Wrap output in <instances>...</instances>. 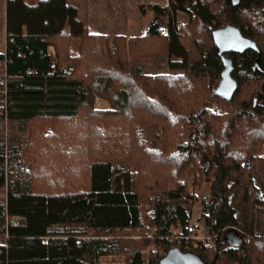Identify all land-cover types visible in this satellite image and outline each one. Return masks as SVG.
Listing matches in <instances>:
<instances>
[{"label":"trees","instance_id":"1","mask_svg":"<svg viewBox=\"0 0 264 264\" xmlns=\"http://www.w3.org/2000/svg\"><path fill=\"white\" fill-rule=\"evenodd\" d=\"M232 1L154 3L146 32L130 37L90 33L88 0L5 1L0 264H96L117 250L101 236L118 232L141 236L127 242L135 245L127 264H160L151 245L192 251L207 264H264L256 234L264 195L255 183L256 168L264 173V0ZM179 12L187 23L176 24ZM227 24L257 48L225 54L237 82L230 99L213 94L223 63L212 30ZM160 55L178 73L131 69L132 59ZM96 95L109 108H94ZM4 119L28 126L23 147L7 148ZM188 180L209 186L210 246L187 238L196 201ZM58 224L84 225L91 237L53 231ZM233 226L244 229L240 245L224 238Z\"/></svg>","mask_w":264,"mask_h":264},{"label":"rangeland","instance_id":"2","mask_svg":"<svg viewBox=\"0 0 264 264\" xmlns=\"http://www.w3.org/2000/svg\"><path fill=\"white\" fill-rule=\"evenodd\" d=\"M167 0H160L159 5L165 6ZM143 2V1H141ZM163 3V4H162ZM151 6V5H150ZM152 11V10H151ZM153 14V12H152ZM4 18H5V0H0V51L3 49L4 45ZM154 18V14L152 20ZM148 18H145L147 20ZM176 24H185L189 21V17L186 13L179 12L175 17ZM165 22L166 18L158 19V23L160 24L159 27L161 30L165 31ZM88 23V18H87ZM88 25V24H87ZM148 28V27H147ZM147 30V29H146ZM113 36V35H112ZM79 43V39H78ZM78 43L73 44V51H77ZM55 56V52H54ZM56 59V58H55ZM171 58H168L167 55H160L159 57H151V58H140V59H132L131 60V69L132 70H139L142 74L147 75H157V74H173L178 73V71H172L168 68V62ZM95 98H98L100 101V105H96ZM257 101L264 103V88L260 91V95ZM94 108L97 109H107L109 108L108 102L101 98L100 96H94ZM4 121V132H3V140L7 145L8 149H12L13 147L21 148L25 145L28 135V126L22 128L19 126L18 123H10L7 120ZM153 140V135L150 136ZM262 155H264V147L262 150ZM187 183H190L187 187L188 194H194L196 197V201L193 205L191 216L189 220V227H190V237H188L192 244L196 246L197 241H201L203 246H210L213 244V237L215 234L210 233L206 223H205V214L203 210V200H207L209 196V186L207 183H203L199 187H195L191 185V181L188 180ZM255 183L256 186L260 189L261 193L264 195V173L260 168H256L255 170ZM5 188L0 190V201H2L5 197ZM256 218H257V228L256 234L260 236H264V208L257 209L256 211ZM228 228H224L223 232ZM235 230L244 233L243 227H231ZM52 230L55 232H84L88 237H91V231L86 230L84 225H74V224H58L52 227ZM176 234L174 237L177 240H182L181 236L178 235V231L174 232ZM213 234V235H212ZM106 238L107 240L114 241L117 250L113 254L101 256L95 259L96 264H127L129 254L133 251L134 244L131 243L128 245L127 242H131L134 239L141 238L140 235H136L133 233H114L107 236H101ZM226 247V243L223 244ZM149 250L155 251L156 249L159 250V253L165 255L163 248L155 247L151 245L148 247Z\"/></svg>","mask_w":264,"mask_h":264},{"label":"crops","instance_id":"3","mask_svg":"<svg viewBox=\"0 0 264 264\" xmlns=\"http://www.w3.org/2000/svg\"><path fill=\"white\" fill-rule=\"evenodd\" d=\"M154 3L161 4L160 0H88V30L92 34L109 36H141L152 21L150 5ZM5 21L6 17L3 26L4 45L0 53L5 49ZM74 43H78V39H73L72 49Z\"/></svg>","mask_w":264,"mask_h":264},{"label":"water","instance_id":"4","mask_svg":"<svg viewBox=\"0 0 264 264\" xmlns=\"http://www.w3.org/2000/svg\"><path fill=\"white\" fill-rule=\"evenodd\" d=\"M239 0H233L232 4L237 5ZM212 38L218 52L221 55L223 70L220 80L213 92L214 95L230 99L237 89V82L232 77V61L225 54L229 52L243 53L248 49L257 50L255 43L244 36L240 29L232 24L212 30ZM264 88V83H263ZM224 238L230 244L240 245L241 232L229 228L224 233ZM160 264H207L198 254L192 251H181L178 248H171L166 252Z\"/></svg>","mask_w":264,"mask_h":264},{"label":"built area","instance_id":"5","mask_svg":"<svg viewBox=\"0 0 264 264\" xmlns=\"http://www.w3.org/2000/svg\"><path fill=\"white\" fill-rule=\"evenodd\" d=\"M167 5H168V0L166 1L165 6ZM47 53L50 56V58L53 59V61L56 60L54 56L53 48L48 47ZM9 78H10V75H8L6 72V65H5V60H4L0 63V112H4V113L6 112L7 102H8L7 87H8ZM95 102H96V105H100V101L98 98H95Z\"/></svg>","mask_w":264,"mask_h":264}]
</instances>
